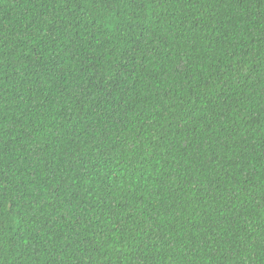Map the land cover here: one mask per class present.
<instances>
[{
    "label": "trees",
    "instance_id": "16d2710c",
    "mask_svg": "<svg viewBox=\"0 0 264 264\" xmlns=\"http://www.w3.org/2000/svg\"><path fill=\"white\" fill-rule=\"evenodd\" d=\"M0 264H264V0H0Z\"/></svg>",
    "mask_w": 264,
    "mask_h": 264
}]
</instances>
